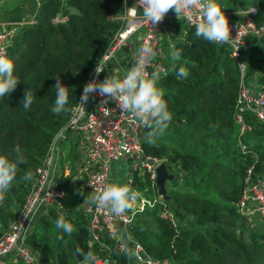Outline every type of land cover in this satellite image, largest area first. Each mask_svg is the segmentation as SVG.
I'll return each mask as SVG.
<instances>
[{"label":"trees","instance_id":"16d2710c","mask_svg":"<svg viewBox=\"0 0 264 264\" xmlns=\"http://www.w3.org/2000/svg\"><path fill=\"white\" fill-rule=\"evenodd\" d=\"M217 3L227 11L254 7L255 22L264 21V0ZM123 10V0H40L35 23L18 31L9 45L6 55L20 80L13 92L0 97V155L13 159L12 150L18 145L25 163L18 165L17 177L0 202V235L24 203L29 180L23 176L26 172L32 175L44 158L52 136L65 123L119 29L117 17ZM56 16L65 20L53 22ZM174 20L177 28L173 32L179 37L174 45L181 56L169 64L166 51L167 74L161 73L156 85L164 93L172 121L151 144L144 139L149 131L145 127L141 146L145 154L164 159L168 172L175 176L166 181L165 202L178 219L177 232L157 216L154 207L135 214L130 234L149 255L174 264H264V224L250 227L236 205L254 153L258 155L254 174H264V121L245 111L244 122L250 129L239 137L235 104L240 72L229 47L198 39L195 27ZM162 42L166 48V38ZM246 46L247 76L260 72L264 87V34L248 37ZM180 66L187 69L186 78L176 77ZM57 76L69 90L67 111L58 115L51 111ZM25 92L33 96L27 111L23 108ZM239 139L251 153H241ZM58 185L64 191L63 213L52 208L38 213L24 243L47 264H76L74 247L81 264L89 250L97 253V245L88 242L87 217L81 207L84 194L69 193L64 183ZM129 186L146 196L154 191L147 174L137 171ZM61 215L74 225L72 234L56 227ZM114 256L123 259L118 252ZM5 264L22 263L10 258Z\"/></svg>","mask_w":264,"mask_h":264},{"label":"built area","instance_id":"2783aa9c","mask_svg":"<svg viewBox=\"0 0 264 264\" xmlns=\"http://www.w3.org/2000/svg\"><path fill=\"white\" fill-rule=\"evenodd\" d=\"M123 13L117 17L120 21L119 29L113 34L107 48L84 83L78 100L70 109L65 123L59 127L51 138L44 158L35 168L32 179L28 181L24 203L7 229L0 235V264H5V258L10 253L22 264H47L40 262L24 243L26 235L34 224L36 208L42 207L43 213L50 208L63 213V189L52 178L54 161L58 155L59 143L67 135L74 134L83 138L79 152L76 177L79 175L80 189H84L81 207L87 217L88 242L97 245L94 264H174L167 259H158L149 255L143 246L130 234L131 224L135 214L146 208L157 207V216L167 221L177 232L178 219L165 202L162 194L153 193L151 196H140L132 202V207L121 216H115L107 209L98 208L90 203L98 191L110 183L109 164L123 159L128 164L129 172L146 173L150 181V188H154L155 169L164 159L152 157L143 152L141 143L145 127L130 113L122 112L115 101L109 100L101 106L106 97L93 93L84 105L81 104V94L84 86L90 81L102 82L105 77L114 75L123 78L126 71L116 67L113 59L121 56L124 63L132 65L138 56V50L145 44L152 46L156 55L151 58V70L163 69L166 72V48L162 40L166 38V19L181 21L189 27H195L194 21L198 13L194 12L193 21H188L181 14L179 17L174 10H169L158 25L135 23L137 16L143 14L142 8H137L135 15L130 10L136 6V0H123ZM241 16L228 18L230 27V41L225 43L230 49V56L235 59L240 72V82L235 104V121L238 126L239 137L249 126L244 122V112L251 111L257 118L264 121V87L259 82L260 72L247 76L246 39L250 36L260 37L264 34V21L255 22L256 9L249 7ZM226 15V14H225ZM64 16H56L53 22H63ZM34 19L9 23L0 29V53L7 54L13 38L27 24H34ZM165 36V37H164ZM96 66H103L104 71L95 75ZM242 154L251 153L249 146L238 140ZM254 155V162L246 169L244 185L237 200V209L247 223H253L254 217L264 222V174H254L258 155ZM264 161V160H263ZM52 185V186H50ZM50 186V187H49ZM156 190V189H155ZM252 219V220H251ZM105 251L104 254L100 252ZM114 252L123 256L120 261Z\"/></svg>","mask_w":264,"mask_h":264},{"label":"clouds","instance_id":"9594fccd","mask_svg":"<svg viewBox=\"0 0 264 264\" xmlns=\"http://www.w3.org/2000/svg\"><path fill=\"white\" fill-rule=\"evenodd\" d=\"M138 7L143 9V14L137 16L135 21L137 25L142 22L158 25L169 10H174L178 17L183 14L188 21H193L194 12H197L198 19L194 21L196 38L219 45L230 41L228 18L217 0H136V6L130 8L134 15L138 13ZM172 47V59L179 60L181 50L175 48V45ZM155 55L154 48L145 44L138 50L137 58L122 79L114 75L106 76L102 82L90 81L84 86L81 94L82 105L93 93L106 97L101 101V106L107 104L109 100L115 101L122 112L130 113L149 129L144 137L149 144L154 142V137L162 136L172 121V115L163 98L164 93L156 86L164 70L157 69L151 73L147 71L151 58ZM14 69L12 59L0 53V97L13 92L19 82V77L14 75ZM103 71V66H96L94 69L96 76ZM188 75L187 69L183 66H180L176 72L178 79L186 78ZM52 87L56 91V99L51 111L58 115L67 111L69 90L61 83L59 76L56 77V82ZM32 103V94L25 92L24 110H29ZM12 151L13 159L7 155H0V202L5 200L8 190L17 177L18 165L25 163V157L18 145ZM23 179L31 180V173L26 172ZM137 199L138 193L129 185L113 182L100 189L98 194L91 198L90 203L98 208L107 209L112 215L121 216L132 207V202ZM56 227L69 235L75 230L74 225L64 215L56 220ZM95 259V254L89 250L83 256L81 264H94Z\"/></svg>","mask_w":264,"mask_h":264},{"label":"crops","instance_id":"0c3cea01","mask_svg":"<svg viewBox=\"0 0 264 264\" xmlns=\"http://www.w3.org/2000/svg\"><path fill=\"white\" fill-rule=\"evenodd\" d=\"M217 2H218V0H217ZM245 10L239 9V10H234V11H227V10H223V11L226 14L227 18H231V17L234 18V17L241 16L242 15L241 12H244ZM31 19H29V20H31ZM1 20L4 21V19H1ZM166 20H167L166 27L168 28L166 30V27H165L166 33L169 31H172V29L174 31L177 28V25L175 24L173 28H171L170 25H173L175 23V21H173L172 18H170V19L168 18ZM168 35L169 34L167 33L166 36H168ZM170 44H172V41H170ZM174 44L175 43L173 42L172 46ZM172 46H170V50L173 51V49H171ZM121 61H122V58L119 55L113 59V62L116 65V67L122 68L125 71H127L131 67V65L124 63V61L123 62H121ZM81 140L83 141L82 137L80 138L78 135L69 134V135H67L66 139L62 140L59 143L58 155L54 161L52 174H51V178L56 183H64L63 177L67 176V173L71 170V167L69 166V163H68V162H70L72 165L71 157L74 159V164L77 167V160H78L79 152H80L81 147H82L81 146L82 145ZM70 150H71V153L69 152ZM68 153H70V154L68 155ZM71 155H73V156H71ZM130 176H131V173L129 172L128 164L126 161H124L123 159H118L116 161L110 162V164H109V177H110L111 183L117 182V183L122 184V182H123L124 184L129 185ZM35 212H36V215L40 212H43L42 207L38 206L36 208ZM10 258H11V260H14L13 254L7 255V257L5 258V261L9 260Z\"/></svg>","mask_w":264,"mask_h":264},{"label":"rangeland","instance_id":"374dc122","mask_svg":"<svg viewBox=\"0 0 264 264\" xmlns=\"http://www.w3.org/2000/svg\"><path fill=\"white\" fill-rule=\"evenodd\" d=\"M39 1L40 0H0V29H2L3 26H5L9 23H15L16 24L19 21H27L31 18L33 19L34 12L36 10V6L39 3ZM1 19H4V21H2ZM175 24L176 23H174L173 25H170V27L173 28ZM167 29L168 28L166 27V30ZM167 33L169 34L168 36H166V43H167L166 44V51H167V57H168L167 62L170 64L173 61L172 55H171L172 50H170V46H172L173 42L175 43V41L179 37L174 35L175 32H173V29H172V31H169ZM170 41H172V44H170ZM171 49H173V47ZM69 152L71 153V150ZM70 153H68V155ZM72 161H73V163L71 166V170L67 173V176L63 177V182L66 186L68 185L67 188H68L69 193H73V192L77 191V194H79L80 191L82 193L83 192L82 190H84V189H82V188L80 189L79 175L76 177V174H77L75 172L76 165L74 164V160L71 157V162ZM68 163L70 166L71 163L70 162H68ZM122 184H124V183L122 182ZM134 190L136 192H138L140 196L144 195L141 193L142 190H137V189H134ZM165 191H167L166 186H165ZM151 193L152 194L153 193L158 194V192L155 190V187H154V191L153 192L151 191ZM258 223H261V220H259L258 217H254L253 223H250L249 225H250V227H256ZM262 224H264V222H262ZM258 226H260V225H258ZM76 264H80L79 261L76 262Z\"/></svg>","mask_w":264,"mask_h":264},{"label":"water","instance_id":"95a60500","mask_svg":"<svg viewBox=\"0 0 264 264\" xmlns=\"http://www.w3.org/2000/svg\"><path fill=\"white\" fill-rule=\"evenodd\" d=\"M174 177H175L174 175L168 172L165 163H160L155 169V178H154L155 189L158 193L163 194L165 198L167 197L165 191V183L166 181L173 180ZM73 252L76 255L78 261H80L81 257L75 251L74 247H73Z\"/></svg>","mask_w":264,"mask_h":264}]
</instances>
